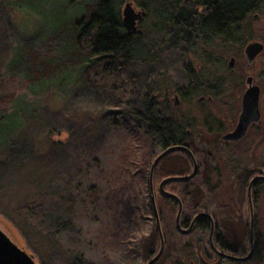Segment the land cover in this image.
Here are the masks:
<instances>
[{
	"label": "rangeland",
	"instance_id": "rangeland-1",
	"mask_svg": "<svg viewBox=\"0 0 264 264\" xmlns=\"http://www.w3.org/2000/svg\"><path fill=\"white\" fill-rule=\"evenodd\" d=\"M142 1L125 0L121 15L129 2L138 12ZM82 3L85 0H0V231L33 256L36 264L115 263L97 243L99 224L83 204L92 187L102 188L100 172L110 168L120 153L118 147L126 141L125 134L110 125L122 111L112 107L107 96L111 79L87 78L80 68L68 67L31 84L24 73L30 49L37 51L47 38L77 20L80 7L76 5ZM148 10L150 14L140 26L143 39L160 42L155 29L160 23ZM246 34L252 41L264 39V18L260 22L251 19ZM223 48L216 43L208 47L217 64L225 56L227 49ZM163 49L154 63L135 64L128 70L142 83L152 72L162 92L168 86L186 84L183 58ZM230 52L243 65L244 47ZM196 60L201 67L218 69L217 65L203 66L198 57L184 61L185 66L195 69ZM193 109V103H182L178 111L191 118ZM160 179L157 174V184ZM70 195L77 199L74 206ZM156 197L160 205L159 195ZM24 205L28 212L17 213ZM35 207L39 209L35 211ZM174 215L171 208L164 215L170 235ZM148 231L146 226L145 233Z\"/></svg>",
	"mask_w": 264,
	"mask_h": 264
},
{
	"label": "flooded vegetation",
	"instance_id": "flooded-vegetation-1",
	"mask_svg": "<svg viewBox=\"0 0 264 264\" xmlns=\"http://www.w3.org/2000/svg\"><path fill=\"white\" fill-rule=\"evenodd\" d=\"M169 1L164 0L160 32L156 31L165 49L171 39L192 36L198 16L207 17L213 12L210 9L213 0H176L177 13L174 15L169 12ZM141 11L145 13L144 22L150 11L141 8L137 13ZM261 13H264V0H257L245 14L243 46L240 47V50L244 47L243 65L237 59L242 52L237 53H240L238 57L232 56L235 53L230 52L229 42L223 48L227 49L224 60L218 64L213 52L195 54L187 49L182 58L206 57L205 61L202 59L203 66L212 64L218 69L201 67L196 60L198 67L194 63L195 69L189 70L184 63V75L191 77V86L187 82L181 87L168 86L161 94L148 97L147 105L161 115L159 122L163 129L169 130L175 139L179 136V140L161 146L155 157L171 147H182L189 150L195 162L189 153L176 151L167 154L154 172L155 198L157 201L158 194L161 203L156 202V206L165 242L164 252L155 264H264V50L252 62L245 54L251 43L264 46L263 38L252 41L246 34L251 19L262 21ZM143 22L137 23L139 33H130L141 36ZM210 39L211 43H217L216 39ZM223 39L226 41L225 37ZM231 60L234 63L229 66ZM248 95L255 96L257 103L251 99L252 104L245 108L244 98ZM190 102L194 104L192 117L181 116L178 108ZM243 116L248 121L244 128ZM194 164L196 172L190 181L170 182L164 186V190L176 195L180 202L160 195L159 184L169 177L191 175ZM157 174L161 176L158 184ZM149 201L151 205L150 196ZM180 203L182 212L177 227ZM169 208L175 211L171 235L167 234L164 216ZM144 225L149 229L148 234L144 232L146 246L151 248L152 227L156 235L157 247L150 260L159 249L151 206ZM99 228L101 232L96 240L115 258V263L111 264H135L134 251L126 253V246L134 247L135 241L119 239L118 223L104 222Z\"/></svg>",
	"mask_w": 264,
	"mask_h": 264
},
{
	"label": "trees",
	"instance_id": "trees-1",
	"mask_svg": "<svg viewBox=\"0 0 264 264\" xmlns=\"http://www.w3.org/2000/svg\"><path fill=\"white\" fill-rule=\"evenodd\" d=\"M124 1L85 0L84 4L76 5V8L80 7L77 9V20L72 19L63 26L64 29L47 38L37 51L32 47L24 73L31 84L48 80L52 74L59 73V69L68 67L80 68L87 78L96 75L111 79L108 81L107 96L111 106L119 110L122 108V111L114 115L116 119L110 125L123 132L126 141H123V147H118L120 153L115 155L110 168L100 172L102 188L92 187L83 204L93 215L91 219L100 227L104 226V222H116L119 239L135 241L134 247L126 246V253L134 251L135 264H139L147 261L157 247L155 232L150 238L151 248L146 246L144 238L145 216L150 210L146 183L149 163L155 157V150L157 152L161 146L179 140V136L175 139L169 130L163 129L159 122L161 115L147 105L150 95L162 93L153 80L155 75L151 72L150 79L142 83L141 79L131 77L128 72L135 64L154 63L164 49L161 42L145 41L143 34L133 35L125 29L120 9ZM256 1L213 0L210 7L213 12L207 17L198 16L194 34L184 35L181 40L171 39L166 50L175 51L183 57L187 49L195 54L206 52L211 44H215L211 43L212 37L216 39V45L224 47L229 42L231 50L236 51L243 46L241 37L245 14ZM163 3L164 0H143L141 6L149 8L160 23ZM176 3V0L169 1V12L174 15L177 13ZM160 28V24L155 27L157 32ZM42 52L46 53L44 57H41ZM186 60L181 59L182 65ZM185 82L190 86L193 84L188 74H185ZM131 99L135 100L133 104ZM75 198L70 195L69 201L73 206L77 202ZM19 207V214L29 210L27 205ZM37 209L34 208L35 211Z\"/></svg>",
	"mask_w": 264,
	"mask_h": 264
},
{
	"label": "water",
	"instance_id": "water-1",
	"mask_svg": "<svg viewBox=\"0 0 264 264\" xmlns=\"http://www.w3.org/2000/svg\"><path fill=\"white\" fill-rule=\"evenodd\" d=\"M132 4L129 2V4L127 3L125 5V8L123 10L122 13V21H123V25L125 27V29L129 32H136L139 33L140 31L137 28V23H141L144 20V16L145 13L143 11L137 13L134 8H132ZM264 50V46L261 43H251L250 45L247 46L246 50H245V54L247 55V59L249 62H252V60L262 51ZM234 63V60H231L230 65L232 66ZM250 95V94H249ZM245 96L244 98V106L249 107L252 104V101H256L257 103V98H255V96ZM256 103L253 104L252 107H254L256 105ZM242 118V126L243 128L248 124V121H246V118L243 116ZM178 152V151H184L189 153V155L192 157L191 153L189 152V150H187L186 148H182V147H171L163 152H161L160 154H158L154 160L152 161V163H150V169H149V193H150V197H151V207H152V211H153V215H154V220H155V224H156V230L158 233V238H159V249L156 252V254L148 261H146L144 264H155L158 262V260L161 258L163 252H164V246H165V242H164V238L162 237V229H161V224L159 221V216H158V209H157V203H156V198H155V190H154V182H153V176H154V172L158 166V163H160L166 156L167 154H171L173 152ZM194 162V159H193ZM195 163V162H194ZM196 172V164H194V170L192 172V174L187 177H169L167 179H165L161 184H159V192L161 193L160 195L166 196L168 198H172L176 201H179L178 197L174 194H171L169 192H166L164 190V186L165 184H169L170 182H176V181H187L190 179H192L194 177V174ZM180 202V201H179ZM179 205V210L177 213V217H176V226L178 225L180 216H181V212H182V206L181 203L178 204ZM178 227V226H177ZM0 264H36L34 261L33 256L28 255L25 253L24 250L20 249L18 246H16L5 234H3L2 231H0Z\"/></svg>",
	"mask_w": 264,
	"mask_h": 264
}]
</instances>
